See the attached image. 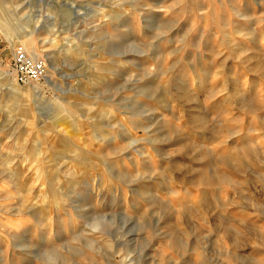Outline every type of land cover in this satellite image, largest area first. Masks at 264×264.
<instances>
[{"label": "rangeland", "instance_id": "1", "mask_svg": "<svg viewBox=\"0 0 264 264\" xmlns=\"http://www.w3.org/2000/svg\"><path fill=\"white\" fill-rule=\"evenodd\" d=\"M0 264H264V0H0Z\"/></svg>", "mask_w": 264, "mask_h": 264}, {"label": "built area", "instance_id": "2", "mask_svg": "<svg viewBox=\"0 0 264 264\" xmlns=\"http://www.w3.org/2000/svg\"><path fill=\"white\" fill-rule=\"evenodd\" d=\"M17 80L21 83L42 80L47 72L45 61L30 56L24 45H18L14 52Z\"/></svg>", "mask_w": 264, "mask_h": 264}]
</instances>
